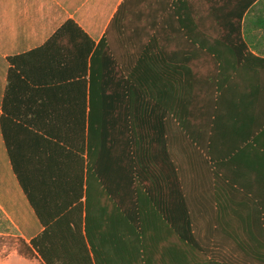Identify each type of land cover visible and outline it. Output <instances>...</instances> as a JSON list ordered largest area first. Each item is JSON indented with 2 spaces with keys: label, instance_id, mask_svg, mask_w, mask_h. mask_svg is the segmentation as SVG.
Wrapping results in <instances>:
<instances>
[{
  "label": "trees",
  "instance_id": "trees-1",
  "mask_svg": "<svg viewBox=\"0 0 264 264\" xmlns=\"http://www.w3.org/2000/svg\"><path fill=\"white\" fill-rule=\"evenodd\" d=\"M217 1H189L193 16H178V25L183 29L187 25L198 26L200 12L217 10ZM254 1H236V8H228L222 23L230 29H240L245 24L243 14L251 9ZM123 7L122 2L89 57L93 42L87 39L88 45H85L83 32L69 19L42 46L7 58L9 69L0 129L13 171L42 229L25 241L0 210V238L15 236L17 252L25 258L35 257L40 264H234L211 250L208 236L200 237L201 225L194 217L184 181L179 172H169L174 164L169 159L164 118L171 113L178 129L189 140L195 139L185 126L181 111L185 66H170L169 35L158 28L144 35L145 49L140 55L143 62L128 67L115 63L114 46H120L129 37ZM181 8L183 4L177 1L176 11L179 13ZM182 33L207 58L205 74L214 79L213 89L218 90L223 82L221 76L234 72L235 58H238V49L234 47L236 38L232 36L235 34H225L228 47L220 48L216 47L220 42L218 34H200L187 29ZM237 40L246 51L241 39ZM50 48L58 52L52 54V59L48 58L49 72L53 70L50 64L59 60L60 72L67 75L73 72L80 77L76 81L61 78L56 82L59 90L82 88L79 111H45L51 98L43 91L52 88L53 80L41 81L37 76L39 62L29 61L27 56ZM246 54L252 56L249 52ZM172 89L177 93V109L171 110L169 90ZM61 99L71 105L76 102L73 96ZM217 100L215 94L209 112L210 140L219 118ZM250 114L253 128L247 137L256 150L264 153V107ZM234 119L241 120L237 116ZM65 126L68 154L57 163L50 161V167H56L57 172H44V190L34 192L20 171L16 143L21 137L41 140L51 160L54 140L61 141ZM121 138L127 150V172H105L107 139L118 142ZM196 141L199 143V139ZM203 151L211 158V145ZM231 183L229 179L222 191L230 206L215 209V226L209 231L221 232L245 256L264 262V237L261 236L264 208L259 210L263 218L258 227L248 219L241 228L235 226ZM238 232L253 238H239Z\"/></svg>",
  "mask_w": 264,
  "mask_h": 264
},
{
  "label": "crops",
  "instance_id": "crops-1",
  "mask_svg": "<svg viewBox=\"0 0 264 264\" xmlns=\"http://www.w3.org/2000/svg\"><path fill=\"white\" fill-rule=\"evenodd\" d=\"M177 1L183 4L179 13L176 11ZM189 1L191 0H0V114L7 84L8 57L25 54L42 46L69 19L83 32L86 38L81 37L85 45H88L87 39L93 42L89 57L123 2L122 15L125 17L129 37L127 36V40L121 42L120 46H114L116 48L114 62L127 67L143 62L140 55L145 49L144 35L158 28L167 31L169 35L170 66H185L184 82L180 92L183 99L181 111L185 126L195 139L189 140L178 129V123L171 113L164 121L168 128L169 159L174 164L169 172L180 173L191 209L195 211L197 224L206 225L209 230L215 226V209L230 206L222 191L231 179L233 194L231 206L234 210L235 226L241 228L244 220L248 219L251 224L258 227L263 218L259 210L264 208V180L258 181L259 178H264V153L256 150L247 136L253 128L250 112H255L258 107H264V0H255L250 5L251 9L248 8L243 14L246 19L240 29L235 27L230 29L221 21L227 15L229 7L236 8L235 2L238 0H218L217 10L200 12L201 21L198 26L187 25L185 29L181 28L178 25V16L185 18L193 16ZM235 13L233 12L234 16ZM186 29L200 34H218L217 39L220 42H217L216 47L220 48L228 47V43L224 42L225 34L229 32L235 34L232 36L236 38L234 47L238 49V58H235L234 72L227 77L221 76L223 82H220L221 87L218 90L213 89L214 79L210 80L205 74L207 58H203L202 52L183 36L182 32ZM219 35L221 37H218ZM238 37L245 44L246 51L237 40ZM57 52L56 48H50L40 54L27 56L29 61L37 59L39 62L37 76L41 81L53 80L52 88L43 91L47 98H51L50 106H46L45 111L62 113L71 109L79 111L82 106V88L77 86L69 90H59L56 84L61 78L79 80L78 74L72 72L67 75L60 72L61 61L56 60L58 57L55 58L57 63L50 64L53 70L49 72L48 58L52 59V54L56 55ZM247 52L252 56L247 55ZM173 75L171 73V77ZM107 91L111 92V89ZM215 94L218 95L219 118L210 140L209 112L213 108ZM69 96L76 100L72 105L61 99ZM120 107L123 108L122 102ZM169 109H177V93L173 89L169 90ZM236 116L241 120H235ZM109 127L112 129L113 124ZM76 128L79 130V127ZM66 129V126L62 128L61 141L54 140L51 160L41 140L37 142L32 137H21L16 143L15 154L20 171L34 192L44 190L43 177L46 176L44 172H57L56 167L53 169L50 167V161L57 163L68 154L67 139L64 138ZM196 139H199V143ZM241 141L243 143H239ZM124 145L125 141L122 138L118 142L107 139L105 172H127V150ZM209 145L211 158L203 151V148L206 149ZM256 198L259 201L255 200ZM0 210L18 236L25 241L42 229L13 171L1 129ZM207 235L208 238L226 240L219 231L216 233L210 231ZM238 235L239 238L252 237L250 234L239 232ZM261 236L264 237V234ZM26 260L27 258L15 252L0 259V264H23ZM35 261L38 263L37 259ZM233 263L264 264L245 256L234 244Z\"/></svg>",
  "mask_w": 264,
  "mask_h": 264
},
{
  "label": "rangeland",
  "instance_id": "rangeland-1",
  "mask_svg": "<svg viewBox=\"0 0 264 264\" xmlns=\"http://www.w3.org/2000/svg\"><path fill=\"white\" fill-rule=\"evenodd\" d=\"M207 227L208 226L206 225L200 226V230H199L200 237H207L208 236L207 233L210 234L209 229H205ZM208 243H209V246L211 247V250H213V252L217 254V256L223 257V258L227 257L233 261V244H231L228 240L217 239L216 237L214 238L212 237V238H209ZM17 246L18 245H17L15 236L3 235L0 238V259H4L8 255L14 254L15 252L19 254L16 250ZM213 252L212 254H214ZM35 259H36L35 257L31 256L27 258V260L23 264H40L39 261L38 263H36L37 261H35Z\"/></svg>",
  "mask_w": 264,
  "mask_h": 264
}]
</instances>
